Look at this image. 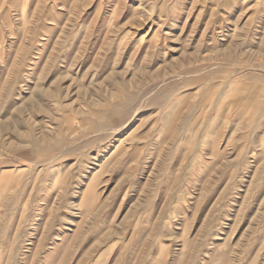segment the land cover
<instances>
[{
    "label": "rangeland",
    "instance_id": "1",
    "mask_svg": "<svg viewBox=\"0 0 264 264\" xmlns=\"http://www.w3.org/2000/svg\"><path fill=\"white\" fill-rule=\"evenodd\" d=\"M0 264H264V0H0Z\"/></svg>",
    "mask_w": 264,
    "mask_h": 264
}]
</instances>
